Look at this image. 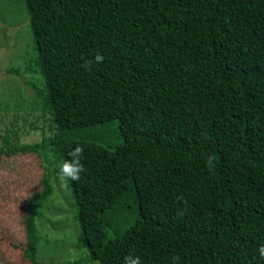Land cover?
Masks as SVG:
<instances>
[{
    "label": "trees",
    "instance_id": "1",
    "mask_svg": "<svg viewBox=\"0 0 264 264\" xmlns=\"http://www.w3.org/2000/svg\"><path fill=\"white\" fill-rule=\"evenodd\" d=\"M24 4L56 133L19 149L84 147L86 262L264 264V0ZM26 237L39 264L31 219Z\"/></svg>",
    "mask_w": 264,
    "mask_h": 264
},
{
    "label": "rangeland",
    "instance_id": "2",
    "mask_svg": "<svg viewBox=\"0 0 264 264\" xmlns=\"http://www.w3.org/2000/svg\"><path fill=\"white\" fill-rule=\"evenodd\" d=\"M34 49L24 0H0V264H30L25 255L27 219L39 238V264H90L71 190L59 179L57 153L19 149L56 133L44 108ZM46 177L52 192L30 204L32 195L43 191Z\"/></svg>",
    "mask_w": 264,
    "mask_h": 264
},
{
    "label": "clouds",
    "instance_id": "3",
    "mask_svg": "<svg viewBox=\"0 0 264 264\" xmlns=\"http://www.w3.org/2000/svg\"><path fill=\"white\" fill-rule=\"evenodd\" d=\"M104 57L97 54L95 56V63H102ZM91 62L86 63L85 67H88ZM84 147L79 143L72 147V150L67 153L70 159H65L59 166V179L63 183L64 187H68V181H78L81 177V173L84 172V166L82 164ZM209 166L212 165V160H208ZM258 252L261 258H264V245L258 248ZM124 264H141V258L139 256L129 255L125 257Z\"/></svg>",
    "mask_w": 264,
    "mask_h": 264
}]
</instances>
